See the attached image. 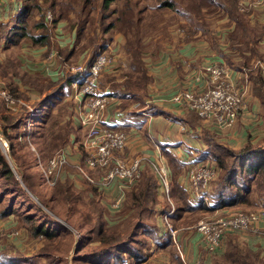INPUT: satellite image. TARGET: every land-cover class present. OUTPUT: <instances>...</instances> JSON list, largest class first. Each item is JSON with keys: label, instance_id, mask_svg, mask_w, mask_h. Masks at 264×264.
<instances>
[{"label": "trees", "instance_id": "obj_1", "mask_svg": "<svg viewBox=\"0 0 264 264\" xmlns=\"http://www.w3.org/2000/svg\"><path fill=\"white\" fill-rule=\"evenodd\" d=\"M17 1L20 4V9L17 12L13 26L11 27L7 23H0V53L3 54V58L0 60V80L4 83V86L14 98L23 100L26 105L33 110V115L29 118V110L24 105H19L17 111L12 113L0 100V129L6 137L9 147V155L12 156V159H15L14 154L16 147L24 148V141H29L26 137L31 136L34 133L33 131L36 128V124L38 121H41L40 128H42L41 132L43 131V138H39L38 142L32 141V143L42 145V160H37L33 157L35 164H32L30 168L35 166L34 169L36 174L39 175L42 180L43 173L38 166L47 168L48 161L59 154L58 152L53 155L52 152L56 149H64L69 143L70 134L73 133V127L69 120H65L62 124L63 126L57 129L55 128L58 126L59 119L62 117L63 111H65L66 107L64 110L59 108L58 112L54 115L48 114L57 103L63 105L62 103L69 90H71V88L73 89L72 84L77 80L79 75L70 72V67L73 64H76L75 62L78 60L80 61L83 59L85 55L86 60H84V64H90L94 61L96 55L101 53L94 51L96 36L87 40V37L90 34L89 26L97 19L102 23L106 18L104 11L108 9L109 4L114 3L117 0H100V12L97 18L93 15L95 9V3H93L94 0H77L75 5L77 16L74 18L73 23L68 22V14L63 12V10H60V13L44 12L41 14L40 21L33 22L32 25H29L32 32L27 31L25 27V25L27 26L28 21H25V17L30 16L31 13V8L28 6L29 0ZM156 1H159V4L155 9H174L172 0ZM237 1L238 0H200V6L202 9V16H204L203 10L209 11L217 6L230 21H237L238 30L243 37L240 42L244 45L246 52L250 54L249 57H245V60L246 62H249L250 58L257 55V46L260 38L257 34L254 36L253 33H249L251 29H248L244 23V18L247 19L248 17H253L255 13H253V11H244L242 13L243 15L237 13ZM34 7L38 9V6ZM109 13L114 15V21L105 25L103 30L104 34L109 33V31L114 28L112 24L126 34L133 32V36L126 39L122 52L127 54L125 57L127 64L129 65V70L122 75L124 78L123 81H120V83L115 82L111 87L114 91L111 90L114 96L117 92H120L119 98H124V100H126L121 103V108H124L130 103V99H133L141 91L137 88L140 82L139 78L136 71L131 66V64L138 61L141 53V42L132 29L136 21L135 13L133 12L129 1H126L122 8L113 9ZM47 15L50 16V19L47 18ZM138 20H143L142 14L137 15V21ZM59 26L67 27L69 33L75 35V39L73 35V41L70 45L55 46L53 50L59 63L60 76L56 80H51L47 77L25 71L22 68L20 58L23 49L22 43L28 42V44L34 48H49V46H51V34L53 30ZM202 26L205 25L202 23ZM79 43L82 45H79ZM49 53L50 50H47L43 53V56L46 57ZM252 73L254 72H250L248 85L253 79L255 84H258L259 82L253 77ZM110 77L111 76L108 78ZM113 79L114 78H111V80ZM145 79L146 81H150V77L147 76L146 73L141 81L145 82ZM81 86L82 84L79 87L81 88ZM64 88H67L68 90L64 91ZM256 95L254 96L257 97L258 95ZM257 98L261 100L259 96ZM64 106L66 105L64 104ZM46 111H48L46 120L47 127L44 128L42 127L44 122L43 115H46ZM40 113L41 116H39ZM262 113L264 114V111ZM40 128L38 127V129ZM15 130L16 132L13 134V131ZM35 132L38 133V131ZM204 142L206 143L207 149L210 152L211 157H213L217 168V175L210 182V190L207 194L212 200L214 208H230L231 206L237 205L236 203L239 201L242 202L248 194L250 197L254 198L251 194L254 185H256V190H262V193L264 194V145L260 144L262 142H260L257 147L246 145L237 151L226 149L217 144L213 139V135L210 134L204 136ZM22 157L25 156L18 157L16 165L25 162V160L21 159ZM10 163L11 162L4 157L0 149V181H3L2 183L4 186L9 182L13 187L22 191L15 178L14 172L10 167ZM65 167L67 166L65 165ZM169 168H171L174 175H177V165L173 163V161H170ZM71 169L76 174L74 167ZM234 176L239 179V183L234 179ZM249 177L251 181L249 180ZM21 181L30 191L32 190V192H34L33 185L35 180H33V176L24 174L21 177ZM59 181L60 179H57L53 185H56L53 191H55L59 201L68 202L81 200L78 195L81 197L86 195L90 199L89 192L92 193V198L88 205L90 208L87 209V218L85 219L87 224L91 223V225L87 228V231L85 230V237L79 235V238L74 245V241L71 239L72 236L70 230L67 227L59 225L54 220H51L52 222L48 221L47 223L44 220H40L36 223V215H34L35 219H33L30 214H25V216H23L24 222L30 223V225H28L29 230H27L30 237L29 244L30 246L38 245V249L35 250L34 253L35 256L46 260V264H66V254L68 256L69 252L74 249L76 253L75 258L77 259L81 257L80 260L86 264H124L128 259H134L137 263L143 260L144 253H142V250L145 242L143 245H140L136 239V233L143 235L146 240H148L151 233H156L154 227L147 228L149 227L147 221H149L150 205L152 201H155L156 190L154 179L150 173L146 171H143L142 173L140 172L138 177L124 193L125 199L123 201L124 203H122V205L124 204L123 211H125L126 214L124 221L128 220L126 225L130 224L132 221L130 218L133 217L134 221L128 228L122 230V232L113 230L114 228L108 226L104 221L103 208L99 207L97 198H95L100 190H97L94 187L83 188V190L77 191L79 192L77 193L70 181L64 184H61ZM42 182L45 183L44 180H42ZM215 185L219 188L212 191L213 186ZM256 190L253 191L257 192ZM63 192H65L64 195ZM170 194L174 202L176 204L178 203L175 214L172 216V219L170 218L173 220V217L175 216L174 222L176 223L180 219L181 212H183L184 209L189 213L191 211L200 212L203 209L205 210L202 201H199L197 205H194V208L186 204L187 200L185 192L178 186L177 182L171 183ZM53 197L54 193L52 192L50 198L51 201L53 200ZM56 205L59 206L60 204L56 201ZM45 207L51 211L53 210L52 207L49 208L47 205H45ZM36 209L38 213H44L42 209L37 207ZM8 214L9 210L5 211L3 209L0 212L1 217L7 216ZM184 223L191 224L192 221H185ZM55 227L63 228V230H54ZM75 229L76 232H80L82 226H78ZM65 237L69 238V240H65ZM12 239L14 242H11V240L9 241V244H12V250H7L9 253L0 252L4 253L3 256H0V264H7L12 258H14V260H12L13 263L16 261L15 259H20L22 260L21 264H35L32 262L34 259L31 258V255H27L28 252L25 249L26 246H22L21 250L20 243H17V239ZM1 241L2 239L0 238V242ZM162 241L163 242H161L159 246L166 249L170 259H172L175 264H182L179 261L178 256L175 254L174 249L171 247L170 240L165 237ZM15 242L17 244H15ZM0 246V250L9 249L5 244H0ZM62 247L63 252H60ZM227 248L230 249L224 251L219 259H214L213 264H254L253 260L249 257L260 259V257H257V254H254L250 250L240 248L237 244H232L230 239L226 241L225 249ZM75 258L72 259L75 260Z\"/></svg>", "mask_w": 264, "mask_h": 264}, {"label": "rangeland", "instance_id": "obj_2", "mask_svg": "<svg viewBox=\"0 0 264 264\" xmlns=\"http://www.w3.org/2000/svg\"><path fill=\"white\" fill-rule=\"evenodd\" d=\"M10 1V0H8ZM15 1V0H14ZM17 1V0H16ZM126 1H129L130 5L132 6L133 12L135 13V21L134 27L132 28L134 33H136V36L139 37L141 42V53L139 55L138 61L136 63L131 64L132 68L136 71L137 76L139 78V84L137 88L141 90L137 96H135L133 99H130V101H136L141 100L142 95L141 92L146 89L150 81L142 82L141 79L143 76H145V73L147 76H149V64L153 62L155 59L152 58H159L158 55L162 54L166 48L172 47L177 49L181 44H184L188 41H196L197 43L200 42L202 48V53L208 51V53L212 57L219 56L220 59L224 62L222 65L225 66L226 69H232L234 71H245L247 74V77L249 79L250 72H254L253 77L256 78L258 84L254 83L253 81H250L249 87L250 92L254 95H257L261 98V100L258 98V101H260V107L261 111H264V78L260 74V64L264 65V44H263V37H264V24H261L256 21L258 18V10H255V15L253 17H248L247 19L244 18V23L248 29H251L249 33H253L254 36L257 34V36L260 38L258 41L257 46V55H254V57L250 58L249 62L245 60V57H249L250 54L246 52V49L244 48V45L240 42V40L243 39L242 35L240 34L238 30V24L236 20L230 21L228 17L223 14L222 10L219 7H215L209 11H204V16H202V9L200 6V0H172L174 9L167 10V9H155L156 6H158L159 1L156 0H117L114 3L109 4L108 9L104 11V14H106V18L101 23L100 20H96L92 25L89 26L90 34L87 37V40H90L92 37L96 36L95 39V48L94 51L101 52L105 55L109 54V52H117V55H120V61L121 64L119 66H116L113 69V72H108L106 74L108 75H102L98 79V87L100 90L105 92V87L107 86V83L111 80V78L118 79L119 83L120 81H123V74L129 70V65L127 64L126 57L127 54L123 52L124 43L126 42L127 38H131L133 36V32L130 34L124 33V31L118 29L117 26L114 27L109 31V33H103L105 25H107L109 22L114 21V15L109 13L113 9H120L124 6ZM171 1V0H169ZM239 1V0H238ZM238 1L236 3V11L239 14H242L244 10L241 9L240 3L238 4ZM18 2V1H17ZM77 3V0H29V7L31 8L30 16L25 17V21H27L26 30L29 32H32V29L29 27V25H32L33 22H38L41 20V14L44 12H50V13H60V10H63L66 14H68V22L73 23L74 18L77 16L75 5ZM95 3V9L93 11V15L97 18L99 16L100 12V0H94ZM134 4V7H133ZM23 5V4H22ZM20 4L18 3V8L20 9ZM38 6V9L36 7ZM239 8V9H238ZM253 12V13H254ZM142 14L143 20L137 21V15ZM243 15V14H242ZM256 16V17H255ZM24 21V22H25ZM202 23L205 26H202ZM11 27L14 24V21H11L9 23ZM66 24V23H65ZM97 30V33H96ZM63 34L68 37L69 40L71 39V34L68 33L67 27H64L62 30ZM70 34V35H68ZM74 35V34H73ZM72 35V37H73ZM135 36V37H136ZM75 39V35H74ZM51 46L49 48H46L47 50H50L52 47L53 50L55 48V40H52ZM73 41V40H72ZM23 44V43H22ZM81 43H79L80 45ZM24 45V44H23ZM82 45V44H81ZM203 47L206 49H203ZM46 50V51H47ZM78 50V48H77ZM157 53V56H156ZM217 55V56H216ZM86 55L83 59L80 61L78 60L75 62L76 64H73L72 66H76L78 64H84V60H86ZM203 59V56H202ZM206 57L204 56L203 62L205 61ZM46 61V59H45ZM208 63H216V60L209 59L204 65ZM244 63V64H242ZM200 67V66H199ZM198 67V68H199ZM197 68V69H198ZM112 71V70H111ZM111 76L110 78H108ZM109 80V81H108ZM263 82H262V81ZM112 90V88H110ZM67 88H64V91H67ZM110 90V96L115 97L112 91ZM248 91V90H247ZM114 92V91H113ZM120 92H117L116 95H119ZM256 95V96H257ZM257 96V97H258ZM124 98H120L119 100L112 101L120 103V101H123ZM133 101V102H134ZM61 105L60 103H57L55 107L52 109V111L48 114H56L59 110V108H62L63 115L59 119L58 126L55 128H59L63 126L62 124L65 122V120H69L70 116H73L75 113V110L77 109V106L75 104V98L73 94V89L69 90L67 96L65 97L63 103ZM64 104L66 106H64ZM114 104V105H115ZM63 106V107H60ZM75 109V110H74ZM117 109V108H116ZM121 111V110H120ZM12 113H15L11 111ZM47 112L44 117V122L42 127H47ZM117 113L119 110L116 111ZM264 115V114H263ZM41 116V113L39 114ZM42 117V118H43ZM31 118V117H30ZM40 122L36 124V128L33 131L34 133L31 136L26 137L29 141H24L23 147H16V151L14 154V158L12 159V156L9 155V147L6 140L5 135L2 133V130L0 129V149L4 157L10 161V167L12 171L14 172L15 178L18 181V185L20 186L22 191H19L17 188L13 187L11 183L7 182L4 186L2 183L3 181H0V212L1 210H9V214L7 216H0V235L5 236L6 238H1L2 241L0 244H5L9 249L0 250V252L9 253L7 250H12L11 246L12 244H9V241L14 242L12 238L17 239V243H20V249L22 250V246H26V250L28 252L27 255H31V258L34 260L35 264H46V260L40 259V257H37L34 255L35 250L38 249V245H32L29 244V233L27 230H29L30 223H26L23 220V216L25 214H30L33 219H35L34 215H36V223L40 220H44L46 223L48 221L52 222L51 220L56 221L59 225L68 226L70 227V233H71V239L75 242H77L79 235H82L85 237V230L87 231V228L91 225V223L87 224L86 222V214L87 209L90 208L89 202L90 199L83 195L82 197L78 195L81 200L77 201H59L55 191H53L56 187L53 186L55 181L57 179H60V183L64 184L67 183L68 180L63 179L61 173L57 177V179L54 181L52 175L48 173L42 174V180H44L45 183L42 182L39 175L36 174L35 166H32V164H35V160L33 157H35L37 160H42V145L39 144H33L32 141L38 142L39 138L42 137V132L40 128ZM38 127L40 129H38ZM38 129V130H37ZM259 130L262 131L260 134V137L262 140L260 144L264 145V124H261L259 126ZM35 131H38L36 133ZM69 131V130H68ZM16 130L13 131V134H15ZM85 132H83V138H84ZM68 136V135H67ZM22 142V141H21ZM259 143H256L252 146L257 147ZM251 146V145H250ZM223 147V146H222ZM80 153H83V149L79 147L78 150ZM60 152H64V149L59 150L56 149L52 153L53 155ZM22 157V160H25L24 163L16 165V162L18 161V157ZM40 169L41 166H38ZM38 171V169H37ZM64 172V170H63ZM74 173V171H73ZM24 174H28L29 176H33L34 185L33 190L30 191L21 181V177ZM154 175V173L152 172ZM74 175H76L74 173ZM62 177V178H61ZM234 179L239 183V179L234 176ZM81 184L84 186L83 188H91L90 185L85 182L83 179H81ZM249 180L251 181L250 177ZM53 184H49L52 183ZM256 182V181H254ZM46 184V185H45ZM256 185L252 187V197L248 194L242 202L236 203L237 205L231 206L229 208V211H239V212H251V211H261L264 214V194L262 193V190L258 191L255 189ZM256 190L257 192L253 191ZM73 191V190H72ZM9 192V193H7ZM52 192L54 193L53 200L51 201L50 198L52 196ZM74 192V191H73ZM77 192V191H75ZM79 193V192H77ZM65 192H63V195ZM62 195V199H63ZM156 195V190H155ZM96 196L95 198H97ZM60 204L59 206L56 205V201ZM123 203V202H122ZM198 202H186L190 207H195L194 205H197ZM156 200L150 205V212H149V221L147 223L149 224V227L152 228L156 227L154 225V219L158 218L159 220L162 217L160 209H157L156 207ZM49 208L52 207L53 210H49ZM204 205V204H203ZM37 208H40L43 210L44 213H38ZM205 207V206H204ZM213 207V205H212ZM124 204L118 209L119 213L115 214L114 217H112L111 226L114 228L113 230L122 232L125 228H128L129 225L134 221V218L130 222V224L126 225L128 220L124 221L126 218L125 211H123ZM214 208V207H213ZM216 209V208H215ZM182 213L187 214L188 221H192V223H196L200 218L207 215V209L205 207V210L202 211H191L190 213L187 212L186 209H184ZM125 214V215H124ZM157 215V216H155ZM161 222V221H160ZM121 223V224H120ZM51 224V223H49ZM120 224V225H119ZM5 225L6 228L2 229ZM153 225V226H151ZM195 225V224H194ZM78 226H82V230L80 232H76V229ZM52 227V226H51ZM50 227V228H51ZM54 230L62 231L63 228L55 227ZM231 233V232H229ZM152 234V235H151ZM148 240H146L143 235H140L139 233H136V239L139 242L140 245H143L145 247L149 242H159L162 240V238H158V233L155 232L151 233ZM228 233L224 235L226 236V241L230 239L232 244H237L240 248H245L244 246H240L238 243H235L234 237L230 236L227 238ZM65 240H69V238L65 237ZM163 242V241H161ZM15 242V244H17ZM150 245V244H149ZM173 248V246H171ZM226 248V243H225ZM224 250H229L230 248H227ZM1 249V246H0ZM174 249V248H173ZM63 252V247L61 248V251ZM176 254V250H174ZM4 253H0V256H3ZM75 251L72 249L68 256L66 254V264H86L82 262L79 258H75ZM75 260H73L72 258ZM259 258V256H257ZM253 260L254 264H264V256H261L260 259H257L255 257H249ZM14 258H12L9 263L7 264H21L20 259H15L16 261L13 263Z\"/></svg>", "mask_w": 264, "mask_h": 264}, {"label": "crops", "instance_id": "obj_3", "mask_svg": "<svg viewBox=\"0 0 264 264\" xmlns=\"http://www.w3.org/2000/svg\"><path fill=\"white\" fill-rule=\"evenodd\" d=\"M18 10V2L16 0H0V23L15 21ZM256 16H258L256 21L264 24V8L259 9L258 15ZM64 27L65 26H59L53 30L51 34V44L53 39L56 42L54 43L55 46H67L71 44L73 33H70L71 35L68 34L72 39L69 40L62 32ZM23 44L20 58L22 68L25 71L47 77L51 80H56L60 76L59 63L52 47L50 53L47 54L48 56L44 57L43 53L46 52V47L34 48L30 46L28 42ZM199 46H201L200 42H186L181 44L177 49L173 48V46L166 48L162 54L158 55L159 58H152L155 60L151 62L148 65L149 68H147V70H149L150 83L146 89L141 92V94H143L142 99L136 100L140 102L141 106H143L145 101H150L145 111L151 115V118L132 112L134 110H131V106L136 103L134 100V102L130 101L124 108H121L122 101L115 104L120 98L119 95H115V97L110 96V88L113 83L119 82L118 79L109 81L105 87L109 89V91L105 90L109 93V102L107 103L106 110L102 117L103 126L105 128L126 129V134L130 136L131 140L121 153V157L126 159H133L135 157L143 158L139 166L138 174L146 171L152 175L156 185V207L160 209L162 216L164 213L168 212L170 206L161 193L157 178L152 174L150 168L151 162L156 160L159 154L162 157L161 160L168 167H170V161H173V163L177 165V175H174L171 168H169L170 187L171 183L177 182L178 186L185 192L187 202L191 203L194 202V200L189 194L191 191L186 178L187 165L192 166L193 164L197 165L199 162L214 161L213 157L212 160L206 159L207 156H211L204 142V136L206 134L213 135V139L217 144L234 151L246 145H254L262 140L260 137L262 131L259 130V126L264 124V115L261 108L259 109L260 102L258 98L250 92L249 85L245 98L246 102L238 115L236 123L230 130H218L213 125L201 121L192 111L177 107L170 103L169 98L172 95L190 88L191 75L199 66L203 67L209 59L216 60L217 63H224L217 55V57L211 58L208 51L202 53V48ZM203 49L205 48L203 47ZM109 56L112 58L111 65L102 75H108L106 73L113 72V69L121 64L120 55H117V52H109ZM202 56L203 59L204 56L206 57L204 62ZM2 58L3 54L0 53V60ZM232 71L234 79H237L239 77V72ZM123 101L126 100L123 99ZM75 104L77 109H74L75 113L69 118L73 127V133L70 134L69 143L65 146L63 152L67 159V167L63 168L64 172L62 170L61 175L63 179L73 184L76 191H81L84 187L81 184L82 180L77 175H74L71 169L73 167L75 169V165L79 164L83 159L81 157L82 153L78 151L84 139V131L79 125L76 117L79 110L78 99L75 100ZM117 110H119L118 113L116 112ZM182 127L184 128L183 130ZM187 147L190 148L191 152L186 151ZM156 148H159V152ZM181 149H183V152ZM216 187L217 185L213 186V189L211 188L212 191L219 188ZM121 188H123L122 184L112 183L109 187L97 193L98 205L103 208V219L108 226H111L113 223H111V218L119 213L118 209L122 206L121 205L118 209H114L111 206V203L117 199L119 189ZM209 190L208 187L207 194ZM89 197L92 198L91 192H89ZM124 199L125 198H123V201ZM170 200L176 212L178 203L176 204L174 202L171 194ZM209 204L210 206L204 205L208 214H224L229 212L228 207L222 209L213 208L211 199L209 200ZM173 215L170 216L171 219ZM174 217L171 221L173 227L177 230V242L181 248V254L176 252V255L182 264H213L214 259H219L223 255L226 236L223 237L220 248L214 252H208L199 233L194 229L195 223H184L188 221L187 214L182 213L177 223L174 222ZM160 218V220L156 218L153 221L154 225H156L155 231L156 234L158 233V238H162L163 240L166 237V232L162 226L163 218ZM261 225L262 227L264 226V219ZM1 228L4 229L6 227L4 225ZM228 234L227 238L233 236V241L235 243L244 246L259 257L264 256L263 231L258 234H252L250 232H231ZM6 237L7 235H0V238L4 239ZM162 240L159 242L152 241V243L150 241V245L147 243L142 250L144 258L141 262L137 263L134 259H128L124 264H175V262L170 259L166 249L159 246Z\"/></svg>", "mask_w": 264, "mask_h": 264}, {"label": "built area", "instance_id": "obj_4", "mask_svg": "<svg viewBox=\"0 0 264 264\" xmlns=\"http://www.w3.org/2000/svg\"><path fill=\"white\" fill-rule=\"evenodd\" d=\"M239 3L244 11L254 12L264 8V0H240ZM47 18L50 19V16L47 15ZM111 62L112 58L109 54L99 53L92 63L71 66L70 72L79 75L72 86L74 98L79 101L77 121L85 132L80 144V148L83 149L81 155L83 159L75 165L76 174L90 187L100 191L112 183L122 184L123 188L119 189L117 199L111 203L112 208L118 209L122 205L125 191L138 177L139 166L143 158L121 157V153L131 140L126 134V129L103 126L102 117L109 102V93L100 90L98 79L111 65ZM260 69L264 78L263 64H260ZM238 72L239 77L234 79L232 69H226L221 63H208L192 73L189 89L172 95L169 101L177 107L192 111L201 121L213 125L218 130H230L246 102L248 77L244 70ZM0 100L10 111L16 112L19 105H24L29 110V118L33 115V110L23 100L14 98L1 80ZM149 102L145 101L141 106L140 102L136 101L131 106V110H134L132 112L151 118V115L145 111ZM156 150L159 152V148ZM181 151L183 152V149ZM186 151L191 152L188 147ZM161 159L159 154L156 160L151 162L150 168L157 178L161 193L170 206L168 212L162 216V226L171 245L176 252L181 254V248L177 242V230L170 219L175 212L170 200V170ZM206 159L212 160V157L207 156ZM66 164V156L61 152L48 161L47 168L41 166L40 170L42 173L52 175L55 181ZM187 166L186 178L191 198L194 202L202 201L205 206H210L207 190L210 182L217 175L215 162H199L197 165ZM263 219L264 214L261 211L211 213L200 218L195 223L194 229L199 233L206 250L214 252L220 248L226 233L258 234L261 231L264 233V226L261 225Z\"/></svg>", "mask_w": 264, "mask_h": 264}, {"label": "water", "instance_id": "obj_5", "mask_svg": "<svg viewBox=\"0 0 264 264\" xmlns=\"http://www.w3.org/2000/svg\"><path fill=\"white\" fill-rule=\"evenodd\" d=\"M65 227H67L68 229H70V227H68V226H65Z\"/></svg>", "mask_w": 264, "mask_h": 264}]
</instances>
